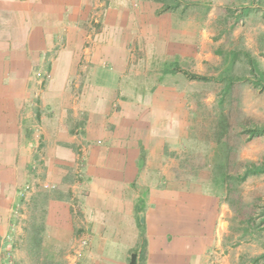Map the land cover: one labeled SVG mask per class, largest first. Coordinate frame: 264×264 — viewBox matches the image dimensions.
I'll list each match as a JSON object with an SVG mask.
<instances>
[{
  "label": "rangeland",
  "instance_id": "obj_1",
  "mask_svg": "<svg viewBox=\"0 0 264 264\" xmlns=\"http://www.w3.org/2000/svg\"><path fill=\"white\" fill-rule=\"evenodd\" d=\"M58 13L49 19L48 51L20 74L25 88L16 101L18 129L0 131L2 162L8 165L10 157L12 165L16 152L17 194L0 237V264H87L86 252L104 247L103 239L93 243L96 225L105 232L103 179L94 177L98 184H92L95 171L83 172L105 165L102 158L88 161L84 139L90 108L95 117L104 108L84 103L99 67L120 70L105 130L126 125L123 115L139 108L151 136L160 131L167 136L160 181L171 176L218 198L219 221L210 249L215 264H263L264 172L251 170L264 166V134L250 137L245 130H264V76L249 64L253 60L264 74V0H75ZM159 13L186 15L192 25L186 51L167 50L185 41L178 35L175 46L167 34L155 33L160 25L150 16ZM58 61L71 62L63 77L56 70ZM4 111L9 113L7 107ZM164 114L171 117L169 126ZM53 116L55 123L46 124ZM66 128L76 139L65 147L78 161L57 185L46 175L45 149ZM92 185L99 188L96 198L88 189ZM62 199L76 217L67 245L60 242V233L51 239L44 227L48 201ZM82 203L91 205L92 218L85 219ZM81 237L88 239L87 247L79 246Z\"/></svg>",
  "mask_w": 264,
  "mask_h": 264
},
{
  "label": "crops",
  "instance_id": "obj_2",
  "mask_svg": "<svg viewBox=\"0 0 264 264\" xmlns=\"http://www.w3.org/2000/svg\"><path fill=\"white\" fill-rule=\"evenodd\" d=\"M36 1L40 5L33 7L32 0H0V131L8 129L15 132L18 129L16 101L20 91L25 88L23 85L25 80L20 79V74L23 69L26 70L33 64V59L38 61V58H42L40 52L48 51L50 17L58 16V11L64 3L75 2V0ZM53 9L56 12H50ZM150 17L160 25L155 33H161L162 36L167 34L175 46L178 45L177 36L182 35L183 38L178 39L180 42L182 39L185 41L182 42L184 47L182 44L178 49L168 46V51L170 49L186 51L185 44L192 38V25L186 21V15L181 17L171 13H159ZM184 26L187 28L182 29ZM187 38L190 40L187 41ZM65 59L71 61L70 58ZM68 65H71V62L65 64L57 62L56 70L59 77H63ZM119 73L120 70L99 67L93 73L92 95L85 99L87 103L84 102L85 104L93 102L92 105L95 107V103L98 102L104 107L98 117H95L97 116L95 108H90L91 117L87 126L84 125V139L89 144L88 161L98 162L96 160L102 158L100 162L105 164L104 169L94 170L93 167H89L90 171L88 167L83 169L86 174L95 171L92 177L96 179L102 177L103 180L99 184L105 187L101 193L104 200L102 204L105 232L103 234L101 226L96 225L93 235V243L102 242L103 239L104 247L86 252L87 264L217 263V258L212 256L210 249L215 242L214 235L219 221L217 213L219 200L202 192L199 185L190 182L177 181L171 176H165L164 180L160 181L161 163L166 160L167 136L161 131L156 133V137L151 136L152 129H145L138 117L139 108H130L129 112L123 115L126 125L117 126L113 131L105 130L103 122L105 115L108 114L106 112L109 108L108 102L118 94L116 86ZM6 107L10 114L4 111ZM164 118L169 126L171 117L164 114ZM63 119L64 116L60 118V122ZM47 123L48 125L55 123V116ZM59 134V141L62 143L58 141L51 142V145L47 144L44 164L46 175L57 185L66 180L70 170H74L75 162L78 161L77 155L65 147L66 144L73 143L76 136L67 128ZM50 137L48 134L46 138L51 139ZM167 146L171 148V144ZM14 153L12 165L10 157L8 165H5L0 155V237L4 236L10 212L13 211L10 208L13 209L12 204L16 202L14 186L16 172L13 170L16 152ZM95 178L92 184H98ZM97 187L88 186V189H94L91 191L94 198L99 194ZM90 206L89 204L81 206L86 214L85 219L92 218ZM46 208L48 212V221L44 226L46 234L56 240L54 235L60 233V237H63L60 242L63 245L69 244L72 239L70 234L72 223L73 226L76 224V217L72 216L68 200H50ZM58 212L60 216L57 215Z\"/></svg>",
  "mask_w": 264,
  "mask_h": 264
},
{
  "label": "trees",
  "instance_id": "obj_3",
  "mask_svg": "<svg viewBox=\"0 0 264 264\" xmlns=\"http://www.w3.org/2000/svg\"><path fill=\"white\" fill-rule=\"evenodd\" d=\"M249 64H250L253 71L259 72V75L264 76V74H262V72L259 71L258 66L256 65V63L253 60L250 59ZM193 77L197 78L198 76H193ZM245 132H247L250 137L260 136V135L264 134V130L259 131V130H257V128H248L245 130ZM251 172L262 173V172H264V166L263 167H261V166L254 167V168H252ZM251 172L248 169L246 173L251 174ZM241 179H244V177ZM259 259H262L263 264H264V254Z\"/></svg>",
  "mask_w": 264,
  "mask_h": 264
},
{
  "label": "built area",
  "instance_id": "obj_4",
  "mask_svg": "<svg viewBox=\"0 0 264 264\" xmlns=\"http://www.w3.org/2000/svg\"><path fill=\"white\" fill-rule=\"evenodd\" d=\"M82 239L80 240V245L81 247H87L89 245V241L86 237H81Z\"/></svg>",
  "mask_w": 264,
  "mask_h": 264
}]
</instances>
